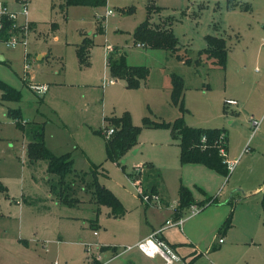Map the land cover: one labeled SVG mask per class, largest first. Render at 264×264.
Returning a JSON list of instances; mask_svg holds the SVG:
<instances>
[{"label": "rangeland", "instance_id": "obj_1", "mask_svg": "<svg viewBox=\"0 0 264 264\" xmlns=\"http://www.w3.org/2000/svg\"><path fill=\"white\" fill-rule=\"evenodd\" d=\"M5 2L0 0L6 11H20L14 0L7 6ZM58 2L25 0V19L19 14L15 19L20 25L35 24V34L9 50L0 43L5 59L0 62V83L18 94L15 99L0 96V183L7 193L6 199L0 194V235L14 241H46V264H91L88 257L100 248L94 233L106 244L115 238L127 242L126 228L161 213L152 209L154 200L146 204L138 198L137 182L128 177L138 168L141 175L143 164L150 162L160 169L169 198V207L163 210L178 207L181 186L191 193V206L199 207L196 215L187 210L183 216L202 253L194 264H264L259 193L264 188V0H107L104 8L71 6L65 14L58 11ZM148 5L159 8H153L152 22L159 18L168 22L178 40L176 53L136 46L133 31L146 20ZM108 10L113 16L105 17ZM207 35L225 40V70L204 59L195 65ZM83 36L92 41L87 66H80L76 58ZM113 48L127 65L148 70L145 85L126 88L111 80L105 62ZM171 75L184 82L183 109L172 104ZM39 85L46 91L37 96L30 86ZM125 117L139 128L136 145L118 160L109 159L106 120ZM177 119L187 127L218 126L228 131L226 160L233 168L227 177L205 168L182 167L177 138L168 130L144 125ZM33 122L39 124L32 127ZM38 127L43 147L53 156L68 153L73 162L74 175L63 185L75 191L69 193L70 199L78 204H60L56 198L60 181L48 174L46 161L27 159L30 131L35 134ZM91 166L97 183L111 190L127 210V227L110 215L108 207L95 212L83 190L85 182H91ZM204 213L209 218L197 222ZM220 213L231 214L227 233L234 237L225 252L218 239L226 241V234L217 236L214 229L211 235L210 219ZM114 246L117 252L132 248L125 243Z\"/></svg>", "mask_w": 264, "mask_h": 264}, {"label": "trees", "instance_id": "obj_2", "mask_svg": "<svg viewBox=\"0 0 264 264\" xmlns=\"http://www.w3.org/2000/svg\"><path fill=\"white\" fill-rule=\"evenodd\" d=\"M51 4L55 1H59L58 9L60 12H65L68 7L71 6H85L90 8H104L106 7L107 0H50ZM229 1V0H228ZM153 5L147 6V19L139 24L133 31V39L135 44H141L145 48L154 50H169L172 53H176L178 48V40L173 34L171 28L152 26L149 23V17L153 12ZM4 29H8L10 22L3 21ZM92 41L85 37L81 44L76 47V56L80 66L88 65L87 52ZM205 48L200 50L198 57L195 60V65L200 66L204 60L211 61L216 67L221 70H225L227 62V48L226 42L221 37L207 35L205 36ZM112 55L108 57V71L110 77L115 81H121L126 88H136L140 84L145 83L148 77V70L145 67L129 66L125 62L124 56L117 49H113ZM117 57V58H116ZM180 61L186 64H190L189 60H184L177 55ZM171 82V101L175 106H179L183 109V95H184V82L182 78L177 75L170 76ZM0 96L1 98H18V94L12 89L8 88L4 84L0 83ZM17 117V116H15ZM110 126L104 130L108 131L113 129V133L106 138V153L109 159H119L127 150L136 145L139 128L131 125L130 121L125 118H109L106 120ZM144 125L148 127L161 128L168 130L172 136L177 138L179 147V162L181 165H201L223 177L229 175V170L226 162V130L218 128H195L187 127L184 125L182 119H177L173 123H157L149 124L144 121ZM41 129L32 135V141H30L25 149L27 159L29 161L45 160L47 163L48 174L56 176L59 183V190L57 191V201L65 206H73L79 203L70 199L69 193H75L71 191L70 186L63 185V180L67 176L73 174V162L70 157L65 155L53 156L50 154L42 144ZM223 151L224 155L220 153ZM149 165L144 164V171L140 175L143 184L149 179L146 178L147 171L151 176L155 175L152 168H148ZM143 167V166H142ZM150 167V166H149ZM92 178L91 182L84 184V191L90 195L91 202L95 205V212L98 214L100 207H108L110 214L114 218H121L124 215V208L120 201L114 196V194L107 188L100 186L96 181L95 166H91ZM147 168V169H146ZM74 175V174H73ZM130 176V175H128ZM152 176V177H153ZM157 176V175H156ZM154 176V177H156ZM74 178H79L76 176ZM155 180V179H154ZM143 189L144 185L142 186ZM51 189V187H50ZM146 189H149L148 187ZM146 189L144 191H146ZM143 191V190H142ZM148 191V190H147ZM143 194H152L153 189L150 191L141 192ZM0 194L4 198H7L6 188L0 183ZM139 195V194H138ZM140 198V196H139ZM210 201V200H208ZM206 201V202H208ZM192 201V196L189 190L183 186L179 189L178 195V207L175 211V217L180 218L183 213L189 210ZM204 203V202H202ZM203 205V204H201ZM200 205V206H201ZM262 214L264 216V191L261 193L260 202ZM231 227V214H229L223 224L221 225L219 232L225 234V232ZM188 264H192V261Z\"/></svg>", "mask_w": 264, "mask_h": 264}, {"label": "crops", "instance_id": "obj_3", "mask_svg": "<svg viewBox=\"0 0 264 264\" xmlns=\"http://www.w3.org/2000/svg\"><path fill=\"white\" fill-rule=\"evenodd\" d=\"M4 1H6L5 2L6 6L9 5L8 0H4ZM14 1L19 4L18 0H14ZM153 7L157 8L159 10L158 7H155V6H153ZM10 11L13 14H15V17H16V14H19L23 19H25V17H26V15L22 16L20 13L21 5H20V11H18V13H16L15 9H12V8L10 9ZM58 11H59V9H58ZM60 13H62V12H60ZM65 13H66V11L63 12L62 14H65ZM153 14H154V12H152V14L150 15L149 20H148L152 26H158V27H165L166 26L167 27L168 22L164 21L161 18H159L158 22H152L151 18L153 17ZM107 17H111V16H107ZM146 19H147V14H146ZM15 22L18 25H20L16 19H15ZM27 25H28L27 26L28 31H27L26 39L30 35L35 34V32H36V25L35 24L27 23ZM83 37L85 38L86 36H83ZM137 45H139V44H137ZM137 47L138 48H145V47H139V46H137ZM6 49L9 50L8 48H6ZM89 53L90 52L88 49V52H87L88 61L90 58ZM76 58H77V56H76ZM107 61H108V59H107ZM107 61L105 62V64H106V67L108 69V62ZM0 62H5V59L1 53H0ZM129 66H133V65H129ZM111 80H113V79L111 78ZM113 81L116 83L119 82V84L121 83L125 87L123 82L115 81V80H113ZM143 84L145 85L146 82ZM16 116H17V114H16ZM36 124H39V122H33L32 127H34V125H36ZM25 125H26V123H24L22 127L25 128ZM201 128H218V129L226 130L225 128L218 127V126L201 127ZM40 129L41 128L38 127L37 131ZM30 134H31V138H32V131H30ZM226 138H227V144H226V157H227V152H228V131L227 130H226ZM31 141H32V139H31ZM63 154H66V153H63ZM63 154H61V155H63ZM29 162H31V161H29ZM226 162L231 163V161H228V160H226ZM144 164L149 165L150 167L148 166V168H150V169L152 168V170H154V172H155L154 176H156V175L157 176L154 177L152 175L153 176L152 177L150 174H148L149 171H147L146 178H148L149 180L143 184L142 179H141L140 191L148 193L150 191V188H152L153 192L160 196L161 202L159 205L161 208H157V207H155L156 205H153L152 209L154 211H158L160 209L161 213H157V215H153V216L145 219V222H143V223H140V224L136 223L135 225H132V226L130 225L131 226L130 228H128V229L126 228L124 231H126L127 234H129L127 237V242H121L118 238H115L114 243H125L127 245H131L132 248L128 251H126V249H125L123 251L117 252L116 250H117L118 246L113 247L114 243H112V244L103 243V242H101V240H102L101 236H99L97 234L93 235L95 237H98V243L100 245V248L99 249L97 248L96 255H94V254H92V255H94V256L99 255L101 258V261L89 260L88 263H91V264H164V261L161 257L155 256L153 258H149V257L143 255L139 250H137L135 248V245L137 243H139L141 240L151 236L153 233L157 232L162 227H165V223L167 221H173V222L176 221V217H175L176 208L173 207L170 209L163 210L164 207L165 208L169 207V200H168L169 198L167 195V191H165V189L163 187V178H162V174H161L160 169L155 168L154 165H152L150 162H147ZM143 165L141 164V166H143ZM181 166L182 167H190V168H198V167L199 168H205L201 165H191V164L190 165H181ZM205 169L210 171V172H213L207 168H205ZM209 176H211V175H209ZM221 181H222V179H220L219 182H221ZM143 185H144V187H146V188L148 187L149 189L145 188L146 191H144L145 189L142 188ZM263 191H264V188L262 190H260L259 193H262ZM138 198H139V195H138ZM4 199H6V198H4ZM99 212H100V209H99ZM167 213H169V217H167ZM185 213H187V211H185L183 213V215L181 216L182 217V224L180 226L167 227L166 229L162 230L157 236L162 242H164L173 251V253L176 256H178L180 259H183V261H185L186 264L190 263L191 261H192V264H194L197 261V258H199V256H201L202 253L199 252L200 251L199 247H197L196 240L191 233L192 228L190 226H187L189 224V222L188 223H186L187 221L183 222V216L185 215ZM127 214L128 213L126 210L124 212V215L121 218H116L119 222H121V225H123L124 227H127V225H126L127 223L125 221L127 218ZM261 214H262V210H261ZM204 215H205V213L202 214L199 218L197 217L198 218L197 222H200L202 220H207L209 218L208 216L204 217ZM227 216L225 213L224 214L220 213V215L215 217L214 220L210 219V223L211 222L213 223L212 224L213 228L211 231L212 236L214 235L216 229H217V236L222 234L219 232V229H220L221 225L223 224V222L225 221ZM262 216H263V214H262ZM106 217H108V216H106ZM263 222H264V219H263ZM95 224L90 223L91 227L95 226ZM231 226H232V224H231ZM227 231L225 232L226 237H227L226 241L223 238L218 239L219 249L223 250L224 252L227 250H230V248L232 247V243H234L233 235L230 232L227 233ZM4 234L5 233L0 235V264H46L47 250L44 246L46 241L40 240V242L38 244L36 243L38 240H36L35 238H31L30 240H25V241H22L21 239L14 241L13 239L9 240L8 238L4 237L3 236ZM220 239L222 240V243H219ZM214 241H215V238H213V242ZM35 246H37V247H35ZM101 248L103 249V251L100 253L99 250ZM12 249H15L16 252L13 253ZM212 250H213L212 246H210V248L206 249V251L208 253L212 252ZM94 262H97V263H94ZM174 264H178V263H174Z\"/></svg>", "mask_w": 264, "mask_h": 264}, {"label": "built area", "instance_id": "obj_4", "mask_svg": "<svg viewBox=\"0 0 264 264\" xmlns=\"http://www.w3.org/2000/svg\"><path fill=\"white\" fill-rule=\"evenodd\" d=\"M19 4L21 5V15L25 16L26 15V10H25V0H18ZM113 12L108 10L106 11L105 17L107 16H112ZM15 14L12 12L6 11L5 7L0 4V43L4 45L5 48L12 49L14 46L18 43L25 44L26 40V35H27V23H23L22 25H18L15 22ZM3 21L10 22V26L8 29H4ZM17 29L20 30V34L18 33L17 35ZM139 47H143V45L139 44L137 45ZM30 89L34 94L37 96L43 95L46 91V87L43 85L39 86H30ZM113 133V129H110L108 131H105V135L109 137ZM220 153L224 155L223 151L221 150ZM142 167V166H141ZM228 170H232L233 164L232 163H227ZM140 168L135 170V174L131 173L130 176H128L131 180V183L137 182V190L138 194L140 196V200L145 202L146 204H151L152 200H154L155 203L161 202L160 196L152 193V194H143L140 191L139 185H140ZM154 203V204H155ZM153 204V203H152ZM153 204V205H154ZM190 211V216H194L199 212V207L198 205L190 206L189 208ZM182 224V217L177 219L176 221H167L165 223V227H162L160 230L157 232L153 233L151 236L148 238L141 240L139 243L135 245V248L139 250L143 255L153 258L155 256H159L163 259L164 264H174V263H180L184 264L181 259L176 256L173 251L158 238V234L166 229L167 227L171 226H180ZM96 235V233H94ZM219 243H222V240H219ZM131 248L126 249V251L130 250ZM91 257V258H90ZM88 257V260L93 259L94 261H101L100 256H90Z\"/></svg>", "mask_w": 264, "mask_h": 264}]
</instances>
